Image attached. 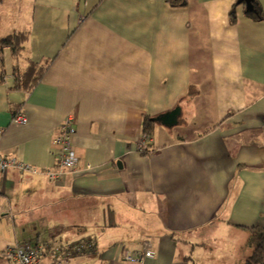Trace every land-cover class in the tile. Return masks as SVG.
I'll return each mask as SVG.
<instances>
[{"label": "crops", "instance_id": "crops-1", "mask_svg": "<svg viewBox=\"0 0 264 264\" xmlns=\"http://www.w3.org/2000/svg\"><path fill=\"white\" fill-rule=\"evenodd\" d=\"M239 1L0 0V38L28 33L20 67H46L18 90L5 54L0 155L39 173L0 172V198L69 245L88 233L94 264H245L264 229V0ZM176 109L141 151L145 117ZM70 115L79 162L52 182Z\"/></svg>", "mask_w": 264, "mask_h": 264}, {"label": "rangeland", "instance_id": "rangeland-1", "mask_svg": "<svg viewBox=\"0 0 264 264\" xmlns=\"http://www.w3.org/2000/svg\"><path fill=\"white\" fill-rule=\"evenodd\" d=\"M45 222H47L46 218L25 213L13 203L8 205V201L0 198V264L6 263L3 257L4 249L16 242H29L34 246H42L45 254L44 264H57L64 258H69V264H94L87 260L92 257L86 243L88 233L69 234L70 237H75L69 245L61 241L60 236L52 238L47 231L49 226ZM78 248L81 251L77 252Z\"/></svg>", "mask_w": 264, "mask_h": 264}, {"label": "built area", "instance_id": "built-area-1", "mask_svg": "<svg viewBox=\"0 0 264 264\" xmlns=\"http://www.w3.org/2000/svg\"><path fill=\"white\" fill-rule=\"evenodd\" d=\"M15 120L22 124L27 123V118L23 115L17 116ZM75 133L74 118L70 115L61 124L60 130L54 140L57 147L55 152L56 168L46 170L45 175L49 181H59L77 168L79 158L73 144ZM150 141L151 138L149 136H143L140 150H145V145ZM13 168L22 173L32 175L39 173L37 167L23 163L14 158L0 155V172L5 173L7 170ZM88 168L90 167L88 166ZM79 251H81L80 248H78L77 252ZM3 257L6 260L5 264H44V249L39 245L34 246L29 243H15L5 248L3 251ZM153 257V251L147 249L142 254H126L125 260L129 263H142L146 259ZM57 264H69V258L61 259Z\"/></svg>", "mask_w": 264, "mask_h": 264}, {"label": "trees", "instance_id": "trees-1", "mask_svg": "<svg viewBox=\"0 0 264 264\" xmlns=\"http://www.w3.org/2000/svg\"><path fill=\"white\" fill-rule=\"evenodd\" d=\"M174 6L184 4L185 0H167ZM250 17L259 21H264L263 11L255 5V11ZM29 35L28 33H14L6 38H0V69L3 72L5 54L9 51L10 55L15 60L13 67L14 72V86L18 90L31 91L40 82L43 77L46 67L43 64L29 62L26 68H21L19 61H21L23 53L26 49ZM153 120L145 117L143 125V133L145 136H151L153 131ZM27 243V242H26ZM247 246L251 249V255L247 258L245 264H264V229L261 227H254L249 229V238Z\"/></svg>", "mask_w": 264, "mask_h": 264}, {"label": "water", "instance_id": "water-1", "mask_svg": "<svg viewBox=\"0 0 264 264\" xmlns=\"http://www.w3.org/2000/svg\"><path fill=\"white\" fill-rule=\"evenodd\" d=\"M239 4H245L246 11L253 12L254 10L252 0H240ZM178 114H179V109H176L170 113L161 115L160 117L153 119V121L159 122L164 126H172L176 123Z\"/></svg>", "mask_w": 264, "mask_h": 264}]
</instances>
